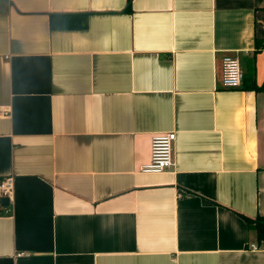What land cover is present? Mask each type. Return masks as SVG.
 I'll return each mask as SVG.
<instances>
[{"label":"crops","instance_id":"obj_1","mask_svg":"<svg viewBox=\"0 0 264 264\" xmlns=\"http://www.w3.org/2000/svg\"><path fill=\"white\" fill-rule=\"evenodd\" d=\"M126 2L0 0V264H264V0Z\"/></svg>","mask_w":264,"mask_h":264},{"label":"built area","instance_id":"obj_2","mask_svg":"<svg viewBox=\"0 0 264 264\" xmlns=\"http://www.w3.org/2000/svg\"><path fill=\"white\" fill-rule=\"evenodd\" d=\"M221 68V84L224 87H240L242 85V68L238 57L232 55L223 57ZM2 112L0 110V114H3ZM175 138L176 134L172 131L151 137L149 144L150 159L148 164L142 166L144 172L159 173L172 165V147ZM13 179L12 175L0 179V198H7V200L11 198L14 190ZM22 254L19 253L18 255Z\"/></svg>","mask_w":264,"mask_h":264},{"label":"trees","instance_id":"obj_3","mask_svg":"<svg viewBox=\"0 0 264 264\" xmlns=\"http://www.w3.org/2000/svg\"><path fill=\"white\" fill-rule=\"evenodd\" d=\"M131 0H127L125 10L129 11ZM87 13H50L49 15V26L52 29H82L85 26V19ZM255 67L252 65L249 75H243L241 81V89L253 90L255 92H264V79L258 85L255 82ZM244 222L248 227L255 230L256 242L264 240V216L257 215L255 217L245 216L240 214Z\"/></svg>","mask_w":264,"mask_h":264},{"label":"water","instance_id":"obj_4","mask_svg":"<svg viewBox=\"0 0 264 264\" xmlns=\"http://www.w3.org/2000/svg\"><path fill=\"white\" fill-rule=\"evenodd\" d=\"M1 204H3V205H8V200H7V198H2V199H1Z\"/></svg>","mask_w":264,"mask_h":264}]
</instances>
